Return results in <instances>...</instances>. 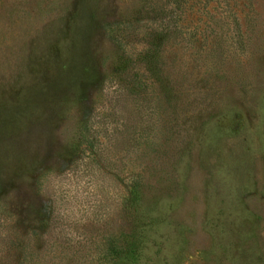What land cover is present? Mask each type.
Segmentation results:
<instances>
[{"label":"rangeland","instance_id":"1","mask_svg":"<svg viewBox=\"0 0 264 264\" xmlns=\"http://www.w3.org/2000/svg\"><path fill=\"white\" fill-rule=\"evenodd\" d=\"M184 1L0 0V264H264V0Z\"/></svg>","mask_w":264,"mask_h":264},{"label":"trees","instance_id":"2","mask_svg":"<svg viewBox=\"0 0 264 264\" xmlns=\"http://www.w3.org/2000/svg\"><path fill=\"white\" fill-rule=\"evenodd\" d=\"M228 1H230V0H224V3H225L224 7L229 9L231 7V5L228 3ZM233 1H235V0H233ZM184 2H185L184 0H168V4L171 6L170 9L173 11L179 10L181 8V6H183ZM229 5H230V7H229ZM231 14L233 16L236 15V13L234 11ZM232 15H231V17H232ZM233 19H234V21H236L235 25H237L239 27L237 19L236 18H233ZM173 21L175 22L176 18ZM150 52L151 51L146 52V54H145L146 56L145 55H144L145 57L143 56L142 61L144 60V58H146L149 55ZM129 230H130L129 233H127V235H125V239L121 242L120 247H118L117 245L112 244V243L110 245H108L111 253H113V251H114V253L116 254V252H117V255L115 257L116 259L117 258L120 259L121 256L124 257L127 254V252H128L127 249H128V246L130 245V243L132 242V239H136V238L138 239V228L137 229L130 228ZM129 238H131V241H128ZM128 242H129V244H128Z\"/></svg>","mask_w":264,"mask_h":264}]
</instances>
